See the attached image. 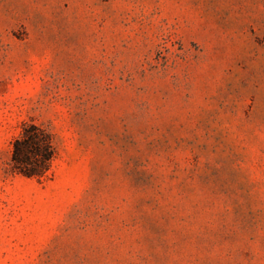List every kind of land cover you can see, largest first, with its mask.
<instances>
[{
	"label": "rangeland",
	"instance_id": "374dc122",
	"mask_svg": "<svg viewBox=\"0 0 264 264\" xmlns=\"http://www.w3.org/2000/svg\"><path fill=\"white\" fill-rule=\"evenodd\" d=\"M0 264H264V0H0Z\"/></svg>",
	"mask_w": 264,
	"mask_h": 264
},
{
	"label": "trees",
	"instance_id": "16d2710c",
	"mask_svg": "<svg viewBox=\"0 0 264 264\" xmlns=\"http://www.w3.org/2000/svg\"><path fill=\"white\" fill-rule=\"evenodd\" d=\"M56 158L52 134L37 124L24 123L11 143L9 166L12 173L43 180L52 174Z\"/></svg>",
	"mask_w": 264,
	"mask_h": 264
}]
</instances>
